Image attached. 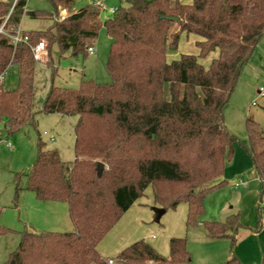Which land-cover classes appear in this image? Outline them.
Wrapping results in <instances>:
<instances>
[{
    "label": "trees",
    "instance_id": "trees-1",
    "mask_svg": "<svg viewBox=\"0 0 264 264\" xmlns=\"http://www.w3.org/2000/svg\"><path fill=\"white\" fill-rule=\"evenodd\" d=\"M53 14L28 12L26 0L0 1V76L14 64V88L0 85V124L7 135L35 124L32 97L34 63L31 48L46 41L61 53L85 55L100 28L110 39L108 84L82 81L76 90L50 86L39 110L43 115L77 117L72 162L39 142L34 163L25 173L26 189L40 202L67 204L72 232L20 234L17 248L5 264H107L97 246L131 205L151 188L154 204L165 212L187 206L186 226H196L206 195L224 186L223 173L232 159L237 138L225 128L223 109L243 66L264 35V0H125L104 21L101 7L89 4L75 12L77 0H47ZM69 15L54 20L59 11ZM72 12V13H70ZM47 16L44 31L22 32L26 43L12 44L9 35L21 17ZM195 35L198 54H181L180 35ZM217 53L208 68L199 62ZM52 66V65H51ZM250 158L264 193V133L245 121ZM101 162L103 169L97 170ZM18 190V189H17ZM157 210V209H156ZM254 232L264 227L262 207ZM209 238H228L232 246L240 229L238 214L224 222H204ZM249 230V229H248ZM6 229L0 226V235ZM118 264H188L184 238L169 240V253L160 255L138 240L122 249ZM223 264H246L235 256ZM264 264V256L258 263Z\"/></svg>",
    "mask_w": 264,
    "mask_h": 264
},
{
    "label": "rangeland",
    "instance_id": "rangeland-1",
    "mask_svg": "<svg viewBox=\"0 0 264 264\" xmlns=\"http://www.w3.org/2000/svg\"><path fill=\"white\" fill-rule=\"evenodd\" d=\"M99 1L77 0L72 12ZM180 2L189 4L191 0H180ZM119 6H126V1L104 0L100 12L101 21L111 15L109 13L111 9H116ZM25 10L49 14L54 12L47 0H26ZM51 24L50 17L32 18L24 14L20 19L19 29L22 32H40L46 30ZM42 40L45 41L44 38ZM198 40L200 38L195 35L182 33L177 49L168 52L167 61L175 60L181 54L197 55L198 48L195 46V42ZM92 46V55L85 54L73 57L70 51L61 53L58 46L55 43L52 44L49 48L52 66L46 64L48 62L47 54L45 62L35 61L34 63L32 103L35 112V124L27 125L20 132L10 135H7L3 131L2 125H0V226L6 229V232L0 235V264H5L9 254L17 248L20 234L25 229L36 233H68L74 230L67 204L38 201L34 194L26 189L25 176H21L16 182L15 175L25 173L32 166L39 142L44 148L57 150L62 161L72 162L74 160V126L77 117L46 116L40 113L39 110L50 86L76 90L82 81H92L96 84L111 82L105 66L110 48V39L103 28H100ZM214 57L215 55L211 53L205 58H200L199 62L204 68H208ZM2 83L6 88L16 86L17 71L14 67L10 66L8 68ZM260 88H264V35L256 45L248 62L243 66L235 88L223 109L225 128L237 138L239 147L247 144L245 131V121L247 119L256 122L264 133V96H259L257 92ZM51 136L54 138V142L49 141ZM231 196L228 190H221L217 194L214 191L209 192L203 202V214L200 217V222L196 226L187 227L186 221L183 220L181 233H179L181 235L169 238L185 239L186 250L190 256L188 264H223L232 255L243 263H254V261H243L237 256L235 247L238 243L232 246L228 238L213 239L206 235L204 222H224L226 220L225 214H228V217L238 214L235 210H228L229 207L223 212L219 210L223 201ZM263 197L264 194L261 191L259 204ZM138 200H140L138 204L140 203V206L149 213V217L141 223L146 234L157 236V233L153 230L155 228L161 229V232L177 234L176 224L178 220L174 216L177 207L174 210H167L159 222H156L153 208L160 207L154 204L151 188H147L144 195ZM180 205L186 207L185 204ZM218 211H220V214ZM251 216L253 218L255 216L254 220L258 218L254 227H250L245 223L241 215L238 214L241 225L248 228L249 232H252L255 236L260 235L257 238L255 237L259 240L257 250L260 253V248H263L264 243V227L254 232L258 226L259 215L255 211L252 212ZM261 222L264 223V214L261 217ZM131 228L133 229L134 226L132 225ZM111 229L103 237L104 240L102 239L100 245L109 237L107 235L111 233ZM242 233L243 230L240 229L238 234ZM139 240L148 243L143 237ZM105 243L108 245V242ZM245 246L248 247V244ZM112 255L113 253H110V251H104V258H114L116 256ZM262 256H264V253H262Z\"/></svg>",
    "mask_w": 264,
    "mask_h": 264
},
{
    "label": "crops",
    "instance_id": "crops-1",
    "mask_svg": "<svg viewBox=\"0 0 264 264\" xmlns=\"http://www.w3.org/2000/svg\"><path fill=\"white\" fill-rule=\"evenodd\" d=\"M213 54L215 55V57L217 56L216 52ZM46 57L47 56L43 58L42 62H45ZM11 67H14L16 69L14 64H12ZM1 85L5 89H7L4 86V83H1ZM46 116L63 117L58 114H51ZM49 141L54 142V138L51 136L49 138ZM223 180H225L224 186L214 189L213 191L215 192V194H217L221 190H228L229 194L232 196L223 201L219 210L223 212V210L229 207L228 210H235L236 213L241 215L245 223H247L250 227H254L258 218L254 220L255 216L253 218L251 214L255 211L258 213V206L260 205L259 200L262 191L261 182L250 158L243 150V148L239 147L237 144L234 147L232 159L225 166ZM238 180H241L242 184H238L237 186H235V183ZM139 201L140 200L137 199L131 205V207L121 216L119 221L113 226L110 231L111 233L107 235L109 237H107V239H105V241H103L101 245L99 244L97 246L98 252L101 256L104 257L105 250L110 251V253H113V255L115 256L131 243L141 239V237H143L149 243V245L152 246L160 255H168L170 240L169 238L171 236L181 235L179 233H181L183 220L186 221L185 213L187 212V206L185 207L184 205H178L176 208L177 211L176 213H174L175 218L178 220V223L176 224L177 234H172L170 232L165 231L161 232V229L155 228L153 230L157 233V236H149V234H146V231L141 225L142 221L146 220L149 217V213L146 209L140 206V203L138 204ZM156 209L159 208H153L155 216L154 220L156 222H159V220L163 217L166 212H164L160 217H157ZM220 211H218L219 214ZM225 217L227 219L228 214H225ZM132 225L134 226L133 229L131 228ZM242 230V234L236 235V244H238L235 247V252L237 256L243 261H254V263H258L256 261H260L262 253H264V243L263 248H260L259 253V251L257 250V244H259V240L255 239V237L257 238L260 235L255 236V234L249 232L250 230L248 229ZM105 242H108V245ZM247 244L248 247L245 246Z\"/></svg>",
    "mask_w": 264,
    "mask_h": 264
},
{
    "label": "built area",
    "instance_id": "built-area-1",
    "mask_svg": "<svg viewBox=\"0 0 264 264\" xmlns=\"http://www.w3.org/2000/svg\"><path fill=\"white\" fill-rule=\"evenodd\" d=\"M17 0H12V5H11V9L10 11L13 9L14 5L16 4ZM102 3H103V0H100L99 2L97 3H92L94 5H97V6H102ZM116 9H111L109 11V13H113ZM69 15V13L65 10V9H61L59 11V15L58 16H55L54 17V20H58V21H62L64 20L67 16ZM4 24L5 22L2 23V25L0 26V34H5V30H4ZM11 41H12V44L14 46H16L17 44L19 43H26L27 42V37L22 35V32L19 28L17 29H14L12 34L9 35ZM31 51H32V54H33V58L35 59V61H43V58H45L46 54H47V50H46V43L45 41L41 40L39 42L36 43V45H34L32 48H31ZM87 53L89 55H92L93 53V47H90L87 49ZM6 73L2 74L0 76V85L4 79V75ZM258 94L259 96H264V88H260L258 91ZM238 184H242V181L241 180H238L236 183H235V186H237ZM260 206L262 207V210H263V214H264V197L262 198L261 202H260ZM107 264H118L117 263V260L114 259V258H108Z\"/></svg>",
    "mask_w": 264,
    "mask_h": 264
},
{
    "label": "water",
    "instance_id": "water-1",
    "mask_svg": "<svg viewBox=\"0 0 264 264\" xmlns=\"http://www.w3.org/2000/svg\"><path fill=\"white\" fill-rule=\"evenodd\" d=\"M103 169V164L101 162H98L97 164V170L98 172H101V170ZM165 211L162 209H157V217H160Z\"/></svg>",
    "mask_w": 264,
    "mask_h": 264
}]
</instances>
